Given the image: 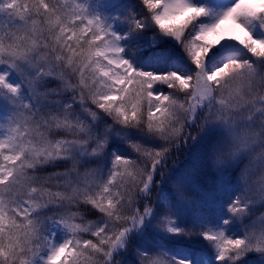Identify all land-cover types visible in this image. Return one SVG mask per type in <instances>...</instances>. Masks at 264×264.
<instances>
[{
	"label": "snow or ice",
	"instance_id": "snow-or-ice-1",
	"mask_svg": "<svg viewBox=\"0 0 264 264\" xmlns=\"http://www.w3.org/2000/svg\"><path fill=\"white\" fill-rule=\"evenodd\" d=\"M148 31L175 42L186 71L136 66ZM184 150L196 159L165 179ZM205 167L213 198L229 174L241 187L221 193L222 215L181 224L189 174ZM158 179L172 182L166 204ZM258 202L264 0L218 15L192 0H0V264H189L177 251L264 264Z\"/></svg>",
	"mask_w": 264,
	"mask_h": 264
},
{
	"label": "trees",
	"instance_id": "trees-1",
	"mask_svg": "<svg viewBox=\"0 0 264 264\" xmlns=\"http://www.w3.org/2000/svg\"><path fill=\"white\" fill-rule=\"evenodd\" d=\"M115 2V0H113ZM193 3L197 4L198 6H205L204 4H200L196 1ZM210 10L213 13L212 5L210 6ZM176 23H180V21H176ZM161 42L158 44L153 43V34L151 31H148L144 34V38L142 41H140L141 44H144V55L141 56L137 62L136 66L139 67L142 70L146 71H157V72H166L170 68L172 70H178V71H186L187 65L184 63H181L177 61L175 64L173 63V60L180 56V49L178 46L175 45V42L172 41L170 38L162 37L160 38ZM167 48L170 55L168 57V61L166 62H158L157 60L150 57V52L152 49H165ZM135 50V47L134 49ZM188 150H184L179 153H174L172 160L169 161L168 168L165 170V176L170 174L173 170L177 169L188 157L189 155ZM217 179V176H213L211 179L205 178V176H202V179L198 181V185L200 189L203 192V195H197L192 194L189 195V205H188V216L186 219L191 223L197 220L198 217L205 216V217H213L215 219L219 215H222L223 210L218 208V201L221 199H226V197L222 196V192L225 188H235L239 189L241 187V183H238V175L229 174L225 176L224 182L220 186V190L216 192L215 198H213L209 193L212 192V189L214 187V183ZM159 180V179H158ZM264 213L263 207H255L254 213L251 217V220H255L257 222V225L259 224V217L261 214ZM85 218L87 220H94L95 217L92 216L89 213H85ZM185 219V220H186ZM251 220L247 219L245 220L246 223H250ZM185 222V221H184ZM196 248H201L203 245H196ZM177 255L180 256H188L190 259V263L193 259L196 258V254L193 251L188 252H180L177 251ZM204 259H207V256L203 257Z\"/></svg>",
	"mask_w": 264,
	"mask_h": 264
},
{
	"label": "rangeland",
	"instance_id": "rangeland-1",
	"mask_svg": "<svg viewBox=\"0 0 264 264\" xmlns=\"http://www.w3.org/2000/svg\"><path fill=\"white\" fill-rule=\"evenodd\" d=\"M194 1H196L200 4H204L209 9L211 8L210 6L212 5L214 15H218L222 11L227 10V8L232 6V4H234V2H235V0H192V2H194ZM225 29H228V30L225 31ZM222 32L224 33V35H236L238 38H242V33H240L238 29H235L234 26H231V25H225L224 28H222ZM210 39H211L212 43H215V40H216L215 37H212ZM236 51H237V49H229L227 52H225V56L221 57L220 59L223 60L225 57L233 55ZM214 66L215 65H211L210 67H214ZM197 155H198V153H195V152L189 153L187 159L177 169H183L186 165H188L189 161L195 160ZM175 170H173L167 176H170ZM215 175L217 176V173L210 167H205L195 174L190 173L189 178H190L191 183L188 187L189 195H192L195 193L198 196L203 195V192L198 185V181H200L202 179V176H205V178H207V179H211ZM167 176H165V179L167 178ZM254 179L258 180L259 176L256 175L254 177ZM157 184H158L157 191H160L161 189H163V191L161 192V199L166 204L167 203V196H168V188L171 187L172 182L167 181V185H165L160 180H158ZM155 196H156V193L153 194L154 200H155ZM256 206L257 207H263V209H264V205H261L259 202L257 203ZM182 212H183V214L181 215L180 221H179L181 224L184 223L186 217L188 216V207L185 209H182ZM188 262L190 263L189 258H188Z\"/></svg>",
	"mask_w": 264,
	"mask_h": 264
}]
</instances>
